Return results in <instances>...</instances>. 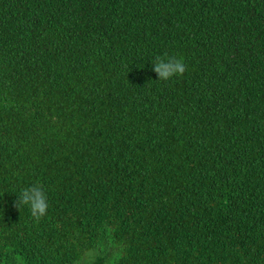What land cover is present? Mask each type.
<instances>
[{"label": "trees", "instance_id": "obj_1", "mask_svg": "<svg viewBox=\"0 0 264 264\" xmlns=\"http://www.w3.org/2000/svg\"><path fill=\"white\" fill-rule=\"evenodd\" d=\"M0 264H264V0H0Z\"/></svg>", "mask_w": 264, "mask_h": 264}, {"label": "clouds", "instance_id": "obj_2", "mask_svg": "<svg viewBox=\"0 0 264 264\" xmlns=\"http://www.w3.org/2000/svg\"><path fill=\"white\" fill-rule=\"evenodd\" d=\"M152 70L157 73L158 81H171L174 78L183 77L186 73L187 64L182 57L170 56L165 53L157 55L152 62ZM27 206L31 217L39 223L48 213V196L44 186L37 182L23 188L18 194V199L13 201V207L21 210Z\"/></svg>", "mask_w": 264, "mask_h": 264}]
</instances>
